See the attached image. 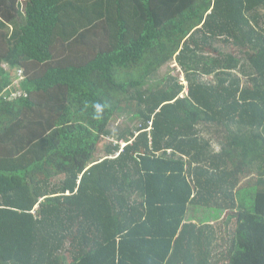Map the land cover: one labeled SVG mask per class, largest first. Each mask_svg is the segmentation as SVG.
<instances>
[{
  "label": "trees",
  "instance_id": "obj_1",
  "mask_svg": "<svg viewBox=\"0 0 264 264\" xmlns=\"http://www.w3.org/2000/svg\"><path fill=\"white\" fill-rule=\"evenodd\" d=\"M0 264H264V0H0Z\"/></svg>",
  "mask_w": 264,
  "mask_h": 264
},
{
  "label": "rangeland",
  "instance_id": "obj_2",
  "mask_svg": "<svg viewBox=\"0 0 264 264\" xmlns=\"http://www.w3.org/2000/svg\"><path fill=\"white\" fill-rule=\"evenodd\" d=\"M218 47L225 53H232V52H237V49L233 46H228V45H225L224 43H219L218 44ZM23 76V75H22ZM20 76V77H22ZM165 77H173V78H176V79H179L181 80L182 82L185 81L186 85L188 84L187 83V79H186V75L184 74V72L182 71V69L180 68H177L176 65H175V62H171L169 64H167L166 66H164L162 69H160V71L156 74V76L154 77L153 79V82L154 83H158L160 81H162ZM22 81V79L20 78L19 80H17L16 82V85L14 87H16V89H13L12 87V90L11 92H16V90L18 89V85L19 83ZM130 127V128H129ZM136 127V124L135 123H129L127 121V119L123 116V117H119V120H117L116 122L114 121L111 125H110V130L113 134H115L114 136H116L117 132H123V130L125 128H129V129H132V128H135ZM214 131V129H213ZM212 130L208 131L205 129V133H204V137H208L209 139H213V147H214V150L216 151H219L221 148H220V145L217 143V140L216 138L218 136H215V134L213 133ZM224 135H222L221 137H223ZM117 139H115L114 137L111 138V140H107L106 143L102 144L101 148H100V155L98 157H102L105 152H106V147H107V144H109L110 142H113ZM254 192V191H253ZM251 190L249 189L247 191V193L245 194V200L250 202L251 201ZM203 215L204 213L202 212L199 213L197 212L196 214V222H200V220L203 219ZM229 215V214H228ZM225 217V213H223L221 215V218L218 220V221H214L216 224H219L221 223V221H223V218Z\"/></svg>",
  "mask_w": 264,
  "mask_h": 264
},
{
  "label": "built area",
  "instance_id": "obj_3",
  "mask_svg": "<svg viewBox=\"0 0 264 264\" xmlns=\"http://www.w3.org/2000/svg\"><path fill=\"white\" fill-rule=\"evenodd\" d=\"M19 75L22 76L23 75V71H19Z\"/></svg>",
  "mask_w": 264,
  "mask_h": 264
},
{
  "label": "crops",
  "instance_id": "obj_4",
  "mask_svg": "<svg viewBox=\"0 0 264 264\" xmlns=\"http://www.w3.org/2000/svg\"><path fill=\"white\" fill-rule=\"evenodd\" d=\"M21 1V0H20ZM13 26H11V28H12ZM194 219L196 220V216L194 217ZM68 256L66 255V258H67Z\"/></svg>",
  "mask_w": 264,
  "mask_h": 264
}]
</instances>
